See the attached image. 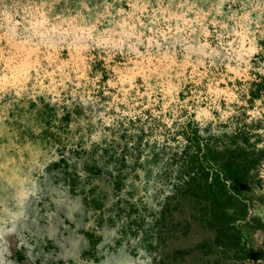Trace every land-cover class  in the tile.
Returning <instances> with one entry per match:
<instances>
[{
    "label": "rangeland",
    "instance_id": "obj_1",
    "mask_svg": "<svg viewBox=\"0 0 264 264\" xmlns=\"http://www.w3.org/2000/svg\"><path fill=\"white\" fill-rule=\"evenodd\" d=\"M216 3L0 0V264H264V0ZM182 126L263 153L243 250L168 191Z\"/></svg>",
    "mask_w": 264,
    "mask_h": 264
},
{
    "label": "trees",
    "instance_id": "obj_2",
    "mask_svg": "<svg viewBox=\"0 0 264 264\" xmlns=\"http://www.w3.org/2000/svg\"><path fill=\"white\" fill-rule=\"evenodd\" d=\"M251 86L250 100H259L264 105V75H258ZM239 129H235L232 144L218 152L213 162L209 159L210 152L214 153L209 139H203L197 131L182 126L180 135L186 146L176 163L171 165L167 178L171 194H177L178 198L187 195L198 201L205 227L215 233L214 242L224 253L230 249L243 250L242 238L246 229L251 232L259 230L257 219L249 216L253 199L247 190L263 153L250 151L249 128L248 131ZM176 199L169 195L166 202ZM252 254L250 251L246 257L250 256L252 260L263 258V255Z\"/></svg>",
    "mask_w": 264,
    "mask_h": 264
},
{
    "label": "snow or ice",
    "instance_id": "obj_3",
    "mask_svg": "<svg viewBox=\"0 0 264 264\" xmlns=\"http://www.w3.org/2000/svg\"><path fill=\"white\" fill-rule=\"evenodd\" d=\"M223 3H224V0H219V3L214 4V7L215 8H219ZM117 71L120 72L121 78H123V77H125L127 75V71L126 70L121 72L120 69H117ZM129 79H130V77H129Z\"/></svg>",
    "mask_w": 264,
    "mask_h": 264
}]
</instances>
